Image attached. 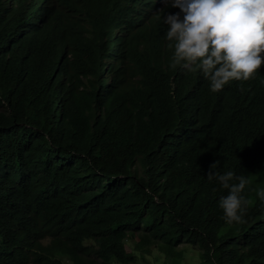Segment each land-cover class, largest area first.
<instances>
[{
    "label": "trees",
    "instance_id": "16d2710c",
    "mask_svg": "<svg viewBox=\"0 0 264 264\" xmlns=\"http://www.w3.org/2000/svg\"><path fill=\"white\" fill-rule=\"evenodd\" d=\"M166 11L0 0V264H189L183 242L211 241L223 264H264V134L246 128L264 124L262 73L210 91L171 65ZM214 161L247 179L223 240Z\"/></svg>",
    "mask_w": 264,
    "mask_h": 264
},
{
    "label": "clouds",
    "instance_id": "9594fccd",
    "mask_svg": "<svg viewBox=\"0 0 264 264\" xmlns=\"http://www.w3.org/2000/svg\"><path fill=\"white\" fill-rule=\"evenodd\" d=\"M164 3L178 9L158 16L167 26L164 38L172 49V66L198 70L212 92L235 81L246 87L255 73H262L264 87V0H164ZM248 126L252 131L249 140L263 137L264 124ZM215 166L216 161L210 164L206 175L227 190L219 198L218 206L222 219L229 225L215 235L223 240L225 231L230 235L239 231L245 218L248 200L242 192L247 179L232 170L217 172ZM256 196L264 204V188H257ZM183 246L190 247L189 254L200 264H223V243L211 241L200 248L198 242H183Z\"/></svg>",
    "mask_w": 264,
    "mask_h": 264
},
{
    "label": "rangeland",
    "instance_id": "374dc122",
    "mask_svg": "<svg viewBox=\"0 0 264 264\" xmlns=\"http://www.w3.org/2000/svg\"><path fill=\"white\" fill-rule=\"evenodd\" d=\"M183 249L186 250V252L188 253L186 260H188L189 264H200L196 257H193V255L189 254L190 253V247L189 246H183Z\"/></svg>",
    "mask_w": 264,
    "mask_h": 264
}]
</instances>
